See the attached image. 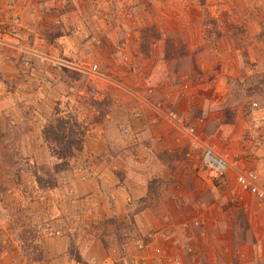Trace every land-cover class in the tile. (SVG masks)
<instances>
[{
  "label": "rangeland",
  "instance_id": "374dc122",
  "mask_svg": "<svg viewBox=\"0 0 264 264\" xmlns=\"http://www.w3.org/2000/svg\"><path fill=\"white\" fill-rule=\"evenodd\" d=\"M154 2L0 0V95L16 115L0 138V254L17 264H40L45 240L67 235L68 259L47 264H264V200L243 192L230 168L210 178L155 108L184 112L220 153L263 179L264 0ZM38 53L71 67L40 66ZM58 116L114 154L126 214L92 217L74 202L66 216H42L34 205L86 161L83 147L58 171V144L43 135ZM206 202L225 212L222 228L202 215ZM86 246L95 260L83 258Z\"/></svg>",
  "mask_w": 264,
  "mask_h": 264
},
{
  "label": "crops",
  "instance_id": "0c3cea01",
  "mask_svg": "<svg viewBox=\"0 0 264 264\" xmlns=\"http://www.w3.org/2000/svg\"><path fill=\"white\" fill-rule=\"evenodd\" d=\"M155 0H151V7L155 6ZM162 1V0H157ZM149 6V5H148ZM138 8V6H137ZM159 43H155L157 46ZM31 60V59H30ZM37 63V58L33 59ZM1 93V92H0ZM31 96V95H30ZM27 102H31V98L26 100ZM6 104V105H5ZM0 138L4 135H8V128L10 126L8 116H16L12 109L8 107L9 102L6 101V97L0 95ZM24 114V113H23ZM26 115V113H25ZM19 120V119H18ZM17 120V121H18ZM28 120V117H26ZM20 122V121H19ZM27 126V125H26ZM27 126L25 128L24 133L26 136H30L32 133V127ZM26 131V132H25ZM4 136V137H5ZM7 140V139H6ZM0 143V151H1ZM83 150L80 153L82 158L86 159V163L83 161V167H76L75 165L72 167V170H67L63 172L59 177L58 185L55 188L50 189L49 191H41L38 201L34 202V205L42 210V216H48L51 213V210H55L53 213L54 216H66L68 205L73 207L74 202L81 205L80 210H82L83 214L103 217L109 215H118L122 216L126 214L129 210V201L130 195L128 189L121 183H118L115 176V171L113 172L110 169L114 163V154L106 155L104 153L105 149L109 151L108 146H103L99 143V139L94 138L92 140H87L84 142ZM113 147V146H112ZM111 147V148H112ZM111 150V149H110ZM114 149H112L113 151ZM264 153L259 157L258 168L262 173L264 182ZM90 157V158H88ZM73 163V162H72ZM114 166V165H113ZM81 168L82 172H79L77 169ZM2 169V163L0 160V170ZM235 180L238 184L236 174L233 170ZM114 176V177H112ZM229 182H235L233 174L228 172L226 175ZM239 186V184H238ZM240 187V186H239ZM72 193V194H69ZM54 200L58 202L54 209ZM60 201H64L66 204V208L64 204H61ZM204 209L202 211L203 216H212L214 219V227L215 229L222 228L223 224H226L222 219L225 216V212L218 209V205L216 202H206L203 206ZM73 209V208H72ZM218 219V220H217ZM57 221V220H56ZM92 227V225H90ZM91 230V229H89ZM92 231V230H91ZM68 235L65 237H54L53 239L48 238L45 240V244L43 246L44 258L40 261V264H47L51 261H54V257L57 259L65 258L68 256L66 254L68 248ZM54 243L55 249L52 247ZM261 240L258 241L259 250L262 246ZM82 256L87 261L95 260L96 255L90 252V248L88 246L82 247ZM262 257V256H261ZM258 258L260 262H264L262 258ZM250 259V258H249ZM255 260V259H254ZM0 264H17L16 258L12 255L5 256V254H0Z\"/></svg>",
  "mask_w": 264,
  "mask_h": 264
},
{
  "label": "built area",
  "instance_id": "2783aa9c",
  "mask_svg": "<svg viewBox=\"0 0 264 264\" xmlns=\"http://www.w3.org/2000/svg\"><path fill=\"white\" fill-rule=\"evenodd\" d=\"M37 63L40 66L48 63L53 67H71V63L66 59L43 53L37 54ZM94 68L97 67L94 66ZM155 108L161 118L174 125L184 134L193 152L201 158V162L210 178H219L230 168L235 172L238 184L243 192L250 193L260 201L264 200V182L257 170L246 167L238 161H231L226 155L220 153L215 145L202 137L197 127L184 112L164 109L160 105ZM195 223L200 224V221L196 220ZM176 263H179V260L176 259Z\"/></svg>",
  "mask_w": 264,
  "mask_h": 264
},
{
  "label": "trees",
  "instance_id": "16d2710c",
  "mask_svg": "<svg viewBox=\"0 0 264 264\" xmlns=\"http://www.w3.org/2000/svg\"><path fill=\"white\" fill-rule=\"evenodd\" d=\"M70 120L66 117L58 116L50 120L44 127V138L50 143H57L56 147L51 148L52 153L63 162L58 163V171L64 170L68 166L69 158L81 151L84 142V132L77 135L72 127L67 124Z\"/></svg>",
  "mask_w": 264,
  "mask_h": 264
}]
</instances>
